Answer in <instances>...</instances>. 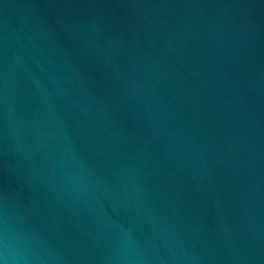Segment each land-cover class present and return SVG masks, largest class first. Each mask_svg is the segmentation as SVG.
Returning <instances> with one entry per match:
<instances>
[{"label": "water", "instance_id": "95a60500", "mask_svg": "<svg viewBox=\"0 0 264 264\" xmlns=\"http://www.w3.org/2000/svg\"><path fill=\"white\" fill-rule=\"evenodd\" d=\"M0 264H264V0H0Z\"/></svg>", "mask_w": 264, "mask_h": 264}]
</instances>
